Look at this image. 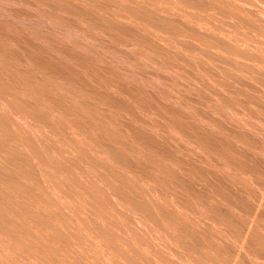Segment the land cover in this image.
Returning a JSON list of instances; mask_svg holds the SVG:
<instances>
[{
  "label": "rangeland",
  "instance_id": "obj_1",
  "mask_svg": "<svg viewBox=\"0 0 264 264\" xmlns=\"http://www.w3.org/2000/svg\"><path fill=\"white\" fill-rule=\"evenodd\" d=\"M0 126V264H264V0H0Z\"/></svg>",
  "mask_w": 264,
  "mask_h": 264
},
{
  "label": "bare ground",
  "instance_id": "obj_2",
  "mask_svg": "<svg viewBox=\"0 0 264 264\" xmlns=\"http://www.w3.org/2000/svg\"><path fill=\"white\" fill-rule=\"evenodd\" d=\"M1 127V126H0ZM13 133V132H12ZM11 134V133H10ZM13 154V153H12ZM8 155V154H7ZM12 157V156H11ZM18 162V161H17ZM6 163V162H5ZM13 164V163H12ZM14 170V169H13ZM1 171V170H0ZM26 179V178H25ZM19 183V182H18ZM32 187V186H31ZM42 187V186H41ZM6 188V187H5ZM37 188V187H36ZM35 188V189H36ZM38 194V193H37ZM39 195V194H38ZM47 198V197H46ZM14 199V198H13ZM19 200H20V198H18ZM38 201V200H37ZM16 202V201H15ZM17 203V202H16ZM5 204V203H4ZM27 204V203H26ZM47 204H49V203H47ZM15 208H17V207H15ZM9 219V218H8ZM17 220V219H16ZM2 221V220H1ZM2 225V224H1ZM7 228V227H6ZM26 228V227H25ZM26 231V230H25Z\"/></svg>",
  "mask_w": 264,
  "mask_h": 264
}]
</instances>
